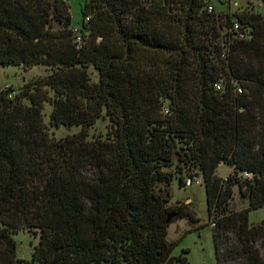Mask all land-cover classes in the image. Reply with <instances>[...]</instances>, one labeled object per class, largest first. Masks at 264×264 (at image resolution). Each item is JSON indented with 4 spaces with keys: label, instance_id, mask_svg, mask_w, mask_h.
I'll list each match as a JSON object with an SVG mask.
<instances>
[{
    "label": "trees",
    "instance_id": "1",
    "mask_svg": "<svg viewBox=\"0 0 264 264\" xmlns=\"http://www.w3.org/2000/svg\"><path fill=\"white\" fill-rule=\"evenodd\" d=\"M209 4L85 0L77 34L68 0H0V66L47 70L19 91L0 86V264L21 261V230L39 237L34 264H188L167 218L197 220L170 205L173 181L197 176L217 263L264 264V220L250 222L264 206V15Z\"/></svg>",
    "mask_w": 264,
    "mask_h": 264
},
{
    "label": "rangeland",
    "instance_id": "2",
    "mask_svg": "<svg viewBox=\"0 0 264 264\" xmlns=\"http://www.w3.org/2000/svg\"><path fill=\"white\" fill-rule=\"evenodd\" d=\"M70 12L74 25L79 27L82 20V6L85 0H68ZM210 4L214 6L216 11L228 13L233 17L244 12H260L264 15V0H210ZM47 74V70L43 65L33 66L25 69L21 66H0V86L11 88L19 91L23 84L30 79ZM92 81L98 80V73L93 68L90 69ZM51 106L45 107V121L49 123V113ZM109 122L106 118L100 119L91 130L93 135L106 134ZM79 127L72 129H54L50 126V130L54 131L56 137H63L68 134L79 131ZM233 172L232 167L221 164L217 170V174L223 178L228 177ZM233 198L231 200V210L240 211L248 206V198L244 196L239 187H233ZM172 197L171 206L183 203L193 210L197 220H191L188 217H173L168 228L167 239L169 241H177L172 254L174 256H186L189 260L188 264H218L216 258V250L212 233L213 225L209 222L207 197L203 178L201 176L193 179L187 177L185 186H180L178 179H175L171 185ZM264 220V206L251 211L250 222L258 224ZM12 237L17 243V264H34L31 261V253L34 246L38 243L39 237L29 233L28 231H18L12 233ZM259 247L264 255V246L259 242ZM226 264H237V260H228Z\"/></svg>",
    "mask_w": 264,
    "mask_h": 264
},
{
    "label": "built area",
    "instance_id": "3",
    "mask_svg": "<svg viewBox=\"0 0 264 264\" xmlns=\"http://www.w3.org/2000/svg\"><path fill=\"white\" fill-rule=\"evenodd\" d=\"M207 11L208 12H213L214 11V6L212 4H209L207 7H206ZM86 20H89V17L86 18ZM74 32L78 34V31H79V28L78 27H74ZM230 32L232 33H235L236 37L240 40H246L250 37V34H249V30L248 29H245L244 26L238 22V21H235L232 23L231 27H230ZM82 40L81 38L78 36L77 38V48L80 49L82 47ZM216 88L218 90H221L222 88V84L221 83H217L216 84ZM237 91L238 92H242V88L241 87H238L237 88ZM247 175V173H246ZM212 225L214 226L215 224L212 223Z\"/></svg>",
    "mask_w": 264,
    "mask_h": 264
},
{
    "label": "water",
    "instance_id": "4",
    "mask_svg": "<svg viewBox=\"0 0 264 264\" xmlns=\"http://www.w3.org/2000/svg\"><path fill=\"white\" fill-rule=\"evenodd\" d=\"M171 218H172V215H169L168 218H167V222L168 223L170 222Z\"/></svg>",
    "mask_w": 264,
    "mask_h": 264
}]
</instances>
